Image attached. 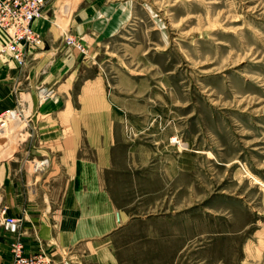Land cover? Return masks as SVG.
<instances>
[{
    "label": "rangeland",
    "instance_id": "obj_1",
    "mask_svg": "<svg viewBox=\"0 0 264 264\" xmlns=\"http://www.w3.org/2000/svg\"><path fill=\"white\" fill-rule=\"evenodd\" d=\"M63 43L104 80L138 220L168 226L137 249L240 264L264 229V0H135L115 38Z\"/></svg>",
    "mask_w": 264,
    "mask_h": 264
},
{
    "label": "crops",
    "instance_id": "obj_2",
    "mask_svg": "<svg viewBox=\"0 0 264 264\" xmlns=\"http://www.w3.org/2000/svg\"><path fill=\"white\" fill-rule=\"evenodd\" d=\"M134 7L135 0H46L31 24L42 43L27 49L25 65L0 54V112L21 113L15 126L0 129V264H12L13 236L3 230L4 218L20 220L27 254L43 250L62 264L202 262L137 249L143 238L163 239L168 226L138 220L135 185L120 187L123 179L136 184L137 176L116 174L121 129L104 80L91 76L81 54L63 43L64 33L88 45L115 38ZM7 41L0 30V47ZM40 90L53 97L40 102ZM42 161L47 165L34 170ZM256 238L243 245L240 264L260 263L264 229Z\"/></svg>",
    "mask_w": 264,
    "mask_h": 264
},
{
    "label": "built area",
    "instance_id": "obj_3",
    "mask_svg": "<svg viewBox=\"0 0 264 264\" xmlns=\"http://www.w3.org/2000/svg\"><path fill=\"white\" fill-rule=\"evenodd\" d=\"M46 0H0V30L3 31L8 41L0 47V54L8 55L19 67L26 63V52L29 47H37L42 43V37L35 32L31 24L42 16ZM66 44L80 48L72 39L67 38ZM40 102H45L53 97L51 92H38ZM21 119L17 109L3 110L0 112V129L15 126ZM47 165V161L35 164L39 170ZM3 230L11 234L13 239L9 243L12 264H62L51 258L45 251L35 253L25 252L22 240L18 237L20 220L4 218L1 220Z\"/></svg>",
    "mask_w": 264,
    "mask_h": 264
}]
</instances>
